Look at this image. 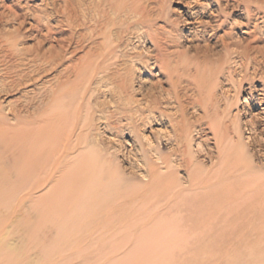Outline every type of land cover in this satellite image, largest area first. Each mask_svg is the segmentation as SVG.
Listing matches in <instances>:
<instances>
[{"label":"rangeland","instance_id":"1","mask_svg":"<svg viewBox=\"0 0 264 264\" xmlns=\"http://www.w3.org/2000/svg\"><path fill=\"white\" fill-rule=\"evenodd\" d=\"M77 1L0 0V264H264V185L202 182L205 107L264 108V0Z\"/></svg>","mask_w":264,"mask_h":264},{"label":"bare ground","instance_id":"2","mask_svg":"<svg viewBox=\"0 0 264 264\" xmlns=\"http://www.w3.org/2000/svg\"><path fill=\"white\" fill-rule=\"evenodd\" d=\"M103 3L104 5L109 6V9L114 10L116 12L115 14H117V17L122 16L123 12L124 14L125 12L131 14L137 13L136 8L129 10L127 7V9H123L124 6L121 8L120 5H115L113 1L111 2V0H104ZM91 7H90L91 12L89 10L87 11L86 14L87 19H93L94 22L97 21L101 22L102 18L105 19L109 18L108 11H106L104 8H99L98 6L97 7L91 6ZM92 12L94 14L91 15ZM81 22L79 25L84 24V22L83 23ZM101 34L104 35V37H106L105 32H102ZM247 48L249 47L247 46ZM236 52H237V56L240 58L241 61H244L246 59L247 60L251 59V63L253 64V69L255 71L258 69V67H260V63L264 62L250 58L247 49H241L239 47L237 48ZM262 58L264 59V56H262ZM162 68H164L163 65ZM232 79L233 78L231 77L230 80L232 81L233 86L236 88L237 85ZM206 98H208L209 99L208 101H210L215 97L208 95L207 97H205V99ZM259 101L260 103L264 104V98H260ZM233 106H234L233 103L227 104V100H225V107L223 108H221V106L219 107L218 104H210L205 107L203 120L206 123H208L209 127L212 130L211 138L214 139L216 144L215 146L216 152L218 153L219 157L223 158L222 159L223 162L221 163L218 162L220 163V165L217 168L211 167L204 169L206 175L205 178L202 179V182L204 184H207L208 186H212L213 184H215L216 186L222 181H230L234 185L240 186L242 188L250 187L253 190L260 185H264V176L258 174L259 171L264 169V161L262 160L264 159V140L260 136L264 128L262 127V130H259L257 124V120H264V108L261 110V112H258L259 114L257 113L258 115L252 114L249 111L252 106V103H250L247 104L248 110L245 109L244 111L242 109L238 111V114L237 113L234 114L232 112ZM254 106L257 107V105ZM238 115L245 117L249 116V119L247 120L245 119L242 125H240L241 124L239 122L240 118L237 120ZM234 129L237 130L236 132L237 134L233 132ZM242 129L249 130L248 132L246 131L247 133H249V135L245 137L246 141H244L245 138L243 136ZM206 153L210 155L208 151ZM10 230L11 229L8 227V229H6V231L1 235L0 240H5V239L7 240L11 233ZM6 242H7L6 244L9 247H11L10 241H6Z\"/></svg>","mask_w":264,"mask_h":264}]
</instances>
